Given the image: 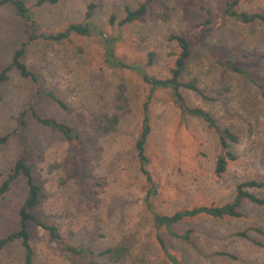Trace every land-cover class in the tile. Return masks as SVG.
Returning a JSON list of instances; mask_svg holds the SVG:
<instances>
[{
  "label": "rangeland",
  "instance_id": "1",
  "mask_svg": "<svg viewBox=\"0 0 264 264\" xmlns=\"http://www.w3.org/2000/svg\"><path fill=\"white\" fill-rule=\"evenodd\" d=\"M24 1L32 6L35 0ZM141 1L58 0L33 10L44 29L55 31L81 20L86 5L95 2L93 17L106 28L111 12L120 18L125 5L135 8ZM200 1L217 13L226 0L153 3L142 19L122 27L124 41L118 43L117 54L129 61H144L154 51L158 59L148 71L157 76L168 75L178 51L169 36L185 34L203 20ZM238 9L264 12V0H245ZM206 36L223 54L238 50L264 53L261 22L242 24L227 20L223 27ZM25 39L24 23L13 7H0V70ZM24 61L37 72L40 86L57 94L67 106L64 110L41 98L38 111L69 124L83 140L78 149L58 132L29 121L32 148L27 160L44 192L37 215L56 224L68 242L87 245L100 264H169L155 238L156 232L166 235V231L163 227L156 229L150 222L151 213L143 202L147 185L134 151L140 106L148 87L130 71L108 68L98 44L80 36L60 43L33 42L27 46ZM252 70L264 83V64L253 66ZM193 78L212 99L184 90L188 103L208 110L221 126L231 128L237 135L232 146L236 158L223 174H215L219 151L215 134L201 119L182 116L168 92L157 90L150 103L151 132L146 153L148 169L158 184L153 206L163 214L196 205H222L232 199L236 184L247 179L262 182L263 186L251 191L264 196V102L256 88L242 76L220 69L202 50L192 52L183 74L185 81ZM120 84L125 86L126 101L119 111L117 128L108 134L96 132L94 126L104 113L117 112ZM31 91L29 80L14 70L1 84L0 136L8 132L10 136L0 145V184L22 152V140L14 131L16 115ZM26 193V179L19 176L0 198V237L18 229V211ZM243 212L245 216L241 218L199 215L173 226L177 232L191 228L190 236L203 255L188 243L171 237L166 238L167 245L186 264H264V238L252 233L254 239L262 242L257 245L233 234L249 225L264 228V207L245 202ZM29 231L33 264H84L82 256L59 251L41 227L31 224ZM120 246L126 248V253L118 262L100 254L105 248ZM217 251L235 257L208 256ZM0 264H23L19 240L0 252Z\"/></svg>",
  "mask_w": 264,
  "mask_h": 264
},
{
  "label": "trees",
  "instance_id": "2",
  "mask_svg": "<svg viewBox=\"0 0 264 264\" xmlns=\"http://www.w3.org/2000/svg\"><path fill=\"white\" fill-rule=\"evenodd\" d=\"M160 1L142 0L135 8L125 5L123 8L124 14L120 18L117 17L115 12L109 14L106 28L94 19L93 14L97 4L90 2L86 5L81 20L69 22L63 29L50 31L43 28L33 7L41 8L45 5H52L57 3L58 0H35L32 6L26 4L24 0H0V7L5 5L13 7L26 29V39L13 50L10 62L0 70V88L3 81L8 78L9 72L13 70L17 71L21 77L29 80L32 85L30 96L24 106L17 112L16 126L14 129L15 133L22 140L23 149L0 184V198L4 196L9 190L11 183L19 176H23L26 179L27 193L18 211V229L0 237V252L12 242L19 240L23 250V264H33L34 251L31 244V233L29 231V225L33 224L41 227L45 231L48 238L56 245L59 251L82 256L84 264H100L96 261L93 251L87 245L68 242L60 233L56 224L41 219L36 212L44 192L42 186L35 180L33 167L27 160L32 148L29 121H33L39 126L58 132L65 140L75 145L78 149H81L83 146V140L80 134L72 126L58 121L53 117L43 116L37 109L41 98L49 99L64 110L67 109V106L57 94L50 90H45L40 86L37 72L28 67L24 61L27 46L36 41L60 43L70 39L71 36L92 39L98 44L102 61L108 68L130 71L137 75L142 83L148 87L149 92L140 106V125L137 138L134 141V151L136 152L139 171L145 177L147 185L143 202L151 213L150 222L156 229L163 227L166 231V235H162L159 231L156 232L155 238L163 257L169 264L186 263L178 254L171 251L166 242L167 237L186 242L199 254L203 255L196 242L190 236L192 229L189 228L183 232H177L173 230L175 224L186 218L199 215L215 218H222L224 216L241 218L245 216L243 212V204L245 202H249L258 207H264V196L251 191V188L261 187L263 183L255 179H247L236 184L232 199L222 205H196L191 208L177 210L171 214H163L155 210L153 200L158 194V184L148 169L149 157L146 153V143L151 132L150 103L157 90L168 92L174 106L182 116L188 115L201 119L215 134L219 149L214 163L215 174H223L227 169L228 163L236 158L232 146L237 141V135L230 127L221 126L208 110L190 105L184 95V90H190L203 99H212L206 89L199 86L197 78L188 81L183 79V74L194 50L206 52L220 69L240 75L244 80L249 81L256 88L257 94L264 102V83L252 70L253 66L264 64V53L238 50L223 54L219 48L207 40L208 36L204 37L205 34L207 35L209 32L223 27L227 20L242 24L254 22L264 23L263 11L238 9L240 3L245 0H226L224 7L217 13H213L203 1H200L199 9L204 15L203 20L194 24L185 34H171L169 36V39L174 41L178 51L174 56L173 64L169 68L168 75L166 76H157L148 71L150 67L156 64L158 59L154 51L149 52L144 61H129L125 57L117 54L116 47L124 39L120 32L122 27L142 19L147 14L149 7L153 3ZM108 28H111V30ZM113 28H118L119 31L114 32ZM125 101V86L120 84L116 94L115 108L117 112L112 114L104 113L96 122L94 130L103 134L114 131L119 123V111L124 109ZM9 136V132L1 135L0 145L4 144ZM252 233L257 237L264 238V228L256 225H249L233 232L238 237L251 240L257 245H262L261 241L251 236ZM125 253L126 248L122 246L108 247L100 252L101 255H106L112 262H118ZM212 255L235 257L226 251H217L208 256Z\"/></svg>",
  "mask_w": 264,
  "mask_h": 264
}]
</instances>
